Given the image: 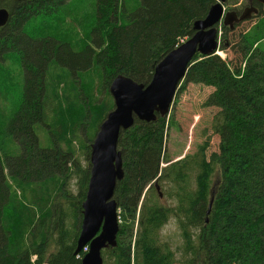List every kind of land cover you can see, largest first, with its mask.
<instances>
[{
  "label": "trees",
  "instance_id": "16d2710c",
  "mask_svg": "<svg viewBox=\"0 0 264 264\" xmlns=\"http://www.w3.org/2000/svg\"><path fill=\"white\" fill-rule=\"evenodd\" d=\"M65 1L0 0V8L9 12L0 27V60L5 52L18 50L24 71L21 103L6 125L21 152L6 156L4 165L0 162V264H81L83 251L74 250L89 169L81 170L78 192L69 197L73 228L65 227L61 217L55 221L60 225L52 228L57 231L52 241L51 228L47 234L45 230L57 210L62 212L52 199L54 191L58 188L68 197L64 180L51 179L52 188L31 185L32 177L43 185L54 170L63 173L62 163L71 153V147L63 152L39 147L34 131L45 118L49 62L55 59L72 72L99 69L104 89L117 74L145 85L157 62L193 34L194 21L202 19L215 0H139L132 11L126 10L124 0H95L88 42L78 52L67 42L30 38L23 32L29 18L53 12ZM263 20L240 33L238 40L220 42L221 50L235 52L234 65L217 54L196 53L181 81L213 87L205 105L217 109L211 128L219 144L209 158L205 144L179 160L168 157L169 115L148 123L135 120L121 130L118 149L124 176L114 192L121 222L116 246L101 251L102 264H264V50L256 45L263 37ZM220 30L226 37L229 29L220 25ZM80 85L90 90L88 98L82 97L84 113L88 116L89 106L99 105L100 124L113 107L111 101H93L88 74ZM50 107L48 111L55 105ZM63 108L60 105L59 115ZM93 138L86 136L84 148ZM169 220L175 221L181 237L176 249L160 235Z\"/></svg>",
  "mask_w": 264,
  "mask_h": 264
},
{
  "label": "rangeland",
  "instance_id": "374dc122",
  "mask_svg": "<svg viewBox=\"0 0 264 264\" xmlns=\"http://www.w3.org/2000/svg\"><path fill=\"white\" fill-rule=\"evenodd\" d=\"M248 1L226 0L224 6L226 10L235 9L241 12L248 5ZM124 6L127 11H132L139 6V0H124ZM94 10L95 0H66L53 12H41L29 18L23 25V32L30 38L49 37L61 42H67L73 51L78 52L83 49L84 43L88 42L86 33L87 28L95 18ZM262 19H264V6L261 14L258 12L257 16H252L238 23L233 29L227 27L229 31L225 33L226 37L222 35L224 31L220 30L219 45H221L220 42L224 38L225 42L238 40L240 33L250 29L256 22L261 23ZM262 34L263 37L259 39L256 45L259 49L264 50V29ZM217 51L219 56L227 61L232 60V64H235V52L231 48L224 50L219 48ZM2 57L3 59L0 60V162L4 165L6 156L17 155L21 152L17 142L6 132V125L21 103L24 71L18 50L11 49L5 52ZM86 72H72L53 59L49 62L45 73V118L42 123H36L34 128L38 138V145L41 148H50L51 150L56 147L62 152L64 149L71 147V153L66 155L65 163L64 161L62 163V166H65L63 173L54 170L53 178L46 175V181H44L43 185L37 178H31L33 189H36L38 184L42 188L45 185L52 188L53 184L49 182L51 179H56L59 182L64 180L65 192L63 193H66L68 197L61 195L58 192V188L54 191L55 194L51 190V194L53 193L52 199H55L57 204H61L62 212L58 209L56 214L49 219L50 224L47 226L45 233L47 234L51 228L50 241H52L53 236H57V231L52 228L60 225V223L56 224L55 221L61 219V217H63L65 227L73 228V213L70 210L73 204H71L69 197L76 195L78 192V180L80 179L81 170L89 169L90 167L89 152L92 141L89 142L88 149L84 148L85 144L88 143L86 136L90 139L93 138L99 125V105H96L95 108H90L88 105L90 113L88 116L84 113L82 97L84 95L88 98L90 90L87 89L85 92V88L80 85L83 74H88L90 85L94 91L92 92L93 101L100 100L101 103L103 101H111L113 106V99L108 87L104 89L103 85L102 87L100 86L103 80L100 70L93 68L88 73ZM180 87L182 88L181 90L177 89L169 111V119L172 123L167 129L166 154L172 161H176L185 155L194 153L200 145L205 144V153L207 158H209L211 153L218 150L219 144V136L211 128L212 118L217 109L205 105V101L213 91V87L193 83L183 84L182 82ZM48 105L49 107L50 105H55L56 109L53 108L48 111L46 108ZM60 105H63L64 108L59 115ZM83 130L86 131V135ZM59 136L64 137L65 141H59ZM53 143L55 144L54 146H52ZM67 144L71 146H67ZM5 172L6 176L9 177L6 170ZM47 174L49 173L47 172ZM54 175H56L55 178ZM50 203L52 204V200ZM117 212L120 223L119 208ZM160 235L164 241L169 243L172 249H176L181 242L179 231L173 220H169L163 226ZM47 254L48 252H46V256ZM35 259V256L31 257L32 263H35Z\"/></svg>",
  "mask_w": 264,
  "mask_h": 264
},
{
  "label": "water",
  "instance_id": "95a60500",
  "mask_svg": "<svg viewBox=\"0 0 264 264\" xmlns=\"http://www.w3.org/2000/svg\"><path fill=\"white\" fill-rule=\"evenodd\" d=\"M225 2L215 0L206 15L194 21L193 34L154 66L147 84L137 83L124 74H117L111 80L108 91L113 99V108L106 113L90 144L89 179L81 205V225L74 250L78 254L85 246L88 247L81 264H102L101 251L117 244L119 222L114 192L124 176L121 151L118 149L121 130L132 127L135 120L148 123L155 121L157 116L167 117L174 94L194 55L216 53L219 25L232 29L235 24L257 14L258 6H264V0H249V5L239 13L234 9L225 10ZM8 19L7 9L0 8V27ZM153 185L158 191L157 179ZM212 200L213 194L207 213Z\"/></svg>",
  "mask_w": 264,
  "mask_h": 264
},
{
  "label": "bare ground",
  "instance_id": "6f19581e",
  "mask_svg": "<svg viewBox=\"0 0 264 264\" xmlns=\"http://www.w3.org/2000/svg\"><path fill=\"white\" fill-rule=\"evenodd\" d=\"M262 7H263V6H261L260 9H262ZM164 56H165V55H164ZM164 56H163V57H164ZM163 57H162V58H163ZM162 58H161V59H162ZM161 59H160V60H161ZM160 60H159V61H160ZM159 61H158V62H159ZM158 62H157V63H158Z\"/></svg>",
  "mask_w": 264,
  "mask_h": 264
}]
</instances>
